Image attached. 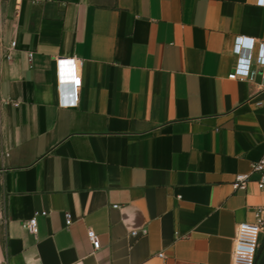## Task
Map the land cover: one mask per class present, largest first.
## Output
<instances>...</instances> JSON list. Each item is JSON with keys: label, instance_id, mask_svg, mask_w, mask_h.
Returning a JSON list of instances; mask_svg holds the SVG:
<instances>
[{"label": "crops", "instance_id": "0c3cea01", "mask_svg": "<svg viewBox=\"0 0 264 264\" xmlns=\"http://www.w3.org/2000/svg\"><path fill=\"white\" fill-rule=\"evenodd\" d=\"M260 41L257 0H0V264H231L258 219L264 264Z\"/></svg>", "mask_w": 264, "mask_h": 264}, {"label": "built area", "instance_id": "2783aa9c", "mask_svg": "<svg viewBox=\"0 0 264 264\" xmlns=\"http://www.w3.org/2000/svg\"><path fill=\"white\" fill-rule=\"evenodd\" d=\"M259 5L264 6V0H257ZM255 47V41L246 36H237L233 43V52L237 55V60L233 72L228 77L230 79L245 80L253 77L252 59L251 54L245 55L244 51L253 50ZM255 62L264 67V41L257 43V50L255 55ZM78 62L73 59L69 63L70 78L72 81V98L70 101H62L66 105H75L78 101V88L81 84V77L77 70ZM263 82L260 85L259 93L262 95L261 100L258 101V105L263 108L264 111V69L262 71ZM264 115V112H263ZM252 174L257 175L256 182L259 188L264 187V153L261 157L252 163L251 170L248 173H238L235 175L232 181V187L235 190H243L246 188L247 182L250 180ZM46 215V211H36L34 216L25 223L26 229L31 232H36V215ZM65 224L68 226L72 223L73 219L69 212L64 214ZM262 227V219H258L256 222L242 221L237 224L236 236L234 238L232 262L231 264H254L255 256L258 248L259 236ZM147 230L145 228L141 231H131L132 236H138L139 234L145 235ZM87 237L91 242L94 250L99 249L100 240L95 231L91 228L87 229ZM163 256L162 253L158 254Z\"/></svg>", "mask_w": 264, "mask_h": 264}]
</instances>
